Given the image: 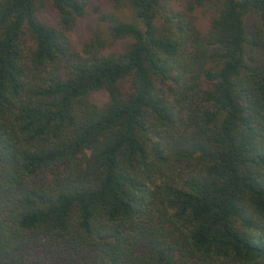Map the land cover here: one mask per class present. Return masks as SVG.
Returning a JSON list of instances; mask_svg holds the SVG:
<instances>
[{"label": "trees", "instance_id": "trees-1", "mask_svg": "<svg viewBox=\"0 0 264 264\" xmlns=\"http://www.w3.org/2000/svg\"><path fill=\"white\" fill-rule=\"evenodd\" d=\"M103 1L0 0V264H264V0Z\"/></svg>", "mask_w": 264, "mask_h": 264}, {"label": "rangeland", "instance_id": "rangeland-1", "mask_svg": "<svg viewBox=\"0 0 264 264\" xmlns=\"http://www.w3.org/2000/svg\"><path fill=\"white\" fill-rule=\"evenodd\" d=\"M88 5L91 16L79 19L77 24L67 31L72 45L77 49H79L82 41L85 39L89 27L92 26L93 17L100 13V11H104L107 7L103 0H89ZM89 99L95 103H101L106 99V91L104 89L91 91Z\"/></svg>", "mask_w": 264, "mask_h": 264}]
</instances>
